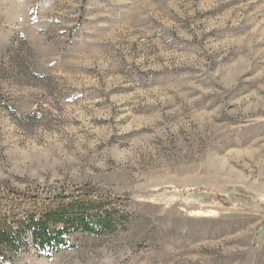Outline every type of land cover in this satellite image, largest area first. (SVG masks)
Wrapping results in <instances>:
<instances>
[{
    "label": "rangeland",
    "instance_id": "374dc122",
    "mask_svg": "<svg viewBox=\"0 0 264 264\" xmlns=\"http://www.w3.org/2000/svg\"><path fill=\"white\" fill-rule=\"evenodd\" d=\"M5 183L130 220L0 264H264V0H0Z\"/></svg>",
    "mask_w": 264,
    "mask_h": 264
},
{
    "label": "trees",
    "instance_id": "16d2710c",
    "mask_svg": "<svg viewBox=\"0 0 264 264\" xmlns=\"http://www.w3.org/2000/svg\"><path fill=\"white\" fill-rule=\"evenodd\" d=\"M0 187V258L10 261L32 250L40 257L76 248L78 234L114 236L129 226L130 216L113 195H102L91 186L60 193L45 200L30 193ZM55 193V191H54ZM12 257V258H11Z\"/></svg>",
    "mask_w": 264,
    "mask_h": 264
}]
</instances>
